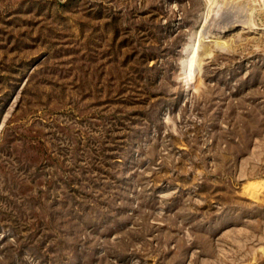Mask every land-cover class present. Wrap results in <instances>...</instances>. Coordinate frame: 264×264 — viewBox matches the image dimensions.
Returning <instances> with one entry per match:
<instances>
[{
  "label": "rangeland",
  "instance_id": "374dc122",
  "mask_svg": "<svg viewBox=\"0 0 264 264\" xmlns=\"http://www.w3.org/2000/svg\"><path fill=\"white\" fill-rule=\"evenodd\" d=\"M0 264H264V0H0Z\"/></svg>",
  "mask_w": 264,
  "mask_h": 264
}]
</instances>
